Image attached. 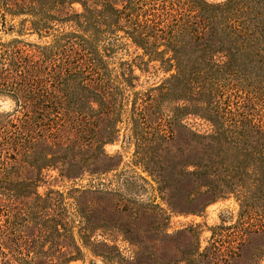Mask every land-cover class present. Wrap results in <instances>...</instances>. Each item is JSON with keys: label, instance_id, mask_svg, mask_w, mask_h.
<instances>
[{"label": "trees", "instance_id": "16d2710c", "mask_svg": "<svg viewBox=\"0 0 264 264\" xmlns=\"http://www.w3.org/2000/svg\"><path fill=\"white\" fill-rule=\"evenodd\" d=\"M8 16L52 42L1 45L0 94L16 110L0 113V264L76 262L71 227L35 191L44 170L75 160L65 152L93 151L81 161L96 160L118 136L116 111L138 79L131 69L120 86L108 68L104 52L120 32L174 72L133 103L134 124L148 125L146 112L170 103L165 122L204 149L190 176L212 195L238 189L246 206L264 202V0H0V28ZM191 116L210 132L190 130ZM19 173L33 178L15 181ZM20 187L35 189L33 205L15 206Z\"/></svg>", "mask_w": 264, "mask_h": 264}, {"label": "rangeland", "instance_id": "374dc122", "mask_svg": "<svg viewBox=\"0 0 264 264\" xmlns=\"http://www.w3.org/2000/svg\"><path fill=\"white\" fill-rule=\"evenodd\" d=\"M75 9L81 11L79 5ZM7 18L6 28H0L2 53L1 45L16 41L21 46L52 42V37L40 39L23 28V18ZM118 36L117 45L104 52L112 77L122 86L121 76L132 69L138 78L125 88L126 97L116 111L118 136L105 145L104 155L85 163L81 160L93 151L76 158V152L60 150L58 155L75 156L77 162L56 163L44 170L37 190L32 188L51 199L61 213L58 218L71 227L77 258L72 264H264V202L248 207L236 194L238 189L212 195L204 180L190 176L191 164L204 157V149L188 130L174 131L165 122L170 103L160 102L159 113L147 111L148 125L134 124L133 103H140L147 91L174 72L152 61L123 32ZM15 110L14 101L0 94V113ZM107 120L100 125L102 136L111 127ZM184 123L199 134L211 130L208 122L192 116ZM32 178L31 173H19L13 179ZM22 187L14 192L17 208L34 202L32 192Z\"/></svg>", "mask_w": 264, "mask_h": 264}]
</instances>
